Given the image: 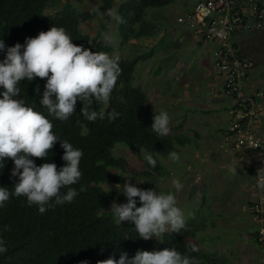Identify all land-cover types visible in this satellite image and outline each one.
Here are the masks:
<instances>
[{"label": "trees", "instance_id": "16d2710c", "mask_svg": "<svg viewBox=\"0 0 264 264\" xmlns=\"http://www.w3.org/2000/svg\"><path fill=\"white\" fill-rule=\"evenodd\" d=\"M51 1L0 0V38L4 40L6 46H12L17 42L23 44L26 37H34L40 31H47L50 27L56 26L64 28L74 44L82 45L93 52L111 55V48L100 38V34L107 28L106 24L101 26L95 37L85 34L81 25L98 13L109 12L113 8L114 0H100L99 6L91 12H81L72 2L66 0L62 9L54 15H49ZM174 1H122L115 11L116 17H119L120 46L157 37L161 29L153 21V16L149 15V9H161ZM255 1L261 3L260 0ZM238 34L240 33L233 35V45L237 50L236 56L243 66L245 64V76H248L254 66L241 52L236 39ZM152 54L151 49L131 60L118 59L121 73L110 102L108 105L95 106L97 111L105 112L106 116L94 122L87 121L81 115L80 101H77L76 112L66 121L47 117V113L39 104L46 78L37 77L31 82L22 81L18 85L20 94L16 98L24 100L29 107L43 112L53 125L52 131L61 140H67L75 148L82 150L83 156L79 164L82 175L80 181L71 186L78 193L71 203L53 205L41 214L36 205L28 206L24 197H11L4 207L0 208V238H3L8 249L5 254L0 255V264H81L82 261L97 264V261L105 260L109 256L118 259L121 251L132 257L137 250L152 251L164 248H175L181 253H186L195 259L196 264H231L230 259L224 254L199 249L197 246L198 252L191 251L193 239L197 238L199 231L206 229L203 219L187 218L180 232L162 234L159 243L154 245L150 239L145 241L137 238L133 224L127 221L117 224L108 209L116 196L113 191L106 189L108 184H119L125 177L133 176L132 184L135 186L155 190L159 174L165 175L168 172L161 159L170 160L171 151L177 152L180 156L176 144L186 147L192 141L191 137L182 133L169 132L165 137H158L150 128L153 115L156 113L151 108L148 94L137 82L135 75L137 64L150 58ZM2 58L3 54H0V59ZM37 85L40 88L39 93L34 91ZM221 93L230 100L238 101V95L227 93L222 83ZM248 95L254 99L255 93ZM241 101L240 99L237 105L229 109L233 111L244 109ZM112 111L119 113V116L110 121L107 113ZM227 132L228 127H225L224 134ZM198 136L195 134V137ZM117 144H124L137 155L151 153L157 161V166L152 168L146 164L143 170H130L129 163L124 157L112 155V150ZM198 145L196 144V147ZM228 146L236 151L232 143ZM50 152L52 154L49 153L46 161L33 157L35 163L40 165L44 162H54L59 169L64 164L61 159L63 149L59 141ZM239 155L242 156L241 153ZM13 166V162L5 158V166L0 172V187H7L9 191L18 183V177L11 175ZM114 170L120 172L115 173ZM81 187L83 191H80ZM66 191V188L61 189V192ZM168 192L174 193L176 197V192L172 189L160 193ZM135 199L137 206H140L139 198ZM258 224L250 240L264 246L259 234L261 226L259 220Z\"/></svg>", "mask_w": 264, "mask_h": 264}, {"label": "rangeland", "instance_id": "374dc122", "mask_svg": "<svg viewBox=\"0 0 264 264\" xmlns=\"http://www.w3.org/2000/svg\"><path fill=\"white\" fill-rule=\"evenodd\" d=\"M81 12H91L99 6L100 0H69ZM124 0H114L113 8L107 13H98L91 20L82 23L83 32L91 37L98 34L103 24L107 28L100 34L103 43L111 48V58L131 60L140 53L153 50V54L137 66L135 79L149 96V103L156 114L166 111L170 117V133H182L191 137L186 147L176 144L181 155L178 162L161 159L168 169L159 174L156 185L158 192L172 189L173 179H179L183 187L176 192L177 205L182 209L184 219L205 220V230L197 234L193 244L199 249L226 255L231 264H264V246L251 241L252 232L258 227V219L252 211L255 204H261L264 190L258 187L257 172L251 168V158L241 157L229 148L224 134L229 127L233 108L237 100L221 97L220 82L214 73L213 52L215 45H197L190 40L179 41L181 31L177 19L186 14L196 0H175L161 9H149V15L160 27L155 38L143 39L120 46L118 36L119 17L115 11ZM126 1V0H125ZM245 3L255 0H238ZM264 5V0H260ZM66 0H52L49 15H54L64 6ZM187 6V7H186ZM99 19V20H98ZM188 31V30H187ZM243 55L251 62L252 72L242 75L243 91L247 94L263 93L259 97L254 115L262 112L261 120L253 127L254 134L264 135V25L260 30L248 31L236 36ZM214 91V92H213ZM198 134V137H195ZM196 140V141H195ZM196 144H199L196 147ZM115 157H124L130 170H143L147 161L124 144L115 145ZM264 153L260 160L263 163ZM115 173L120 170H114ZM133 183V176H127ZM119 184H108L116 203H126ZM118 190V191H117ZM261 198H260V194ZM204 196V197H203ZM253 203L254 205H250ZM112 202L109 205L111 207ZM198 215L196 217V215ZM202 222V221H201ZM161 235L150 238L154 245Z\"/></svg>", "mask_w": 264, "mask_h": 264}, {"label": "clouds", "instance_id": "9594fccd", "mask_svg": "<svg viewBox=\"0 0 264 264\" xmlns=\"http://www.w3.org/2000/svg\"><path fill=\"white\" fill-rule=\"evenodd\" d=\"M0 172L5 166V158L13 162L11 175L18 177V183L12 191L0 187V208L11 197H24L28 206L36 205L43 214L53 205L71 203L78 195L72 185L81 178L79 168L83 156L82 150L75 148L67 140H61L53 131V125L47 117L66 121L75 112L77 101L82 107L81 115L89 122L104 119L106 113L97 111L95 106L108 105L117 78L121 73L118 58L105 53L93 52L82 45L73 43L64 28L52 26L40 31L34 37H26L24 43L6 46L0 38ZM46 78L42 97L39 101L43 112L29 107L24 100L17 99L20 94L18 85L22 81L31 82L35 78ZM40 92L39 85L34 89ZM119 113H107L111 121ZM158 137L170 132V117L166 111L153 115L150 126ZM59 141L63 149L61 159L64 164L57 169L54 162L35 163V158L45 161L50 150ZM52 154V153H51ZM169 158L178 162L177 152H169ZM147 164L155 168L156 159L151 153H145ZM258 187L264 190V172H257ZM172 185L179 192L183 185L179 179H173ZM66 188V192L61 189ZM121 190L126 203L112 202L110 211L117 224L129 222L137 238L145 241L169 232H180L185 226L182 209L177 205L175 194L160 193L153 189H142L125 178ZM80 191H83L81 187ZM110 191V190H109ZM136 197L140 206H137ZM3 238H0V255L7 252ZM192 252L199 249L191 246ZM81 264H87L82 261ZM97 264H196L195 259L175 248L160 250H137L129 257L121 251L119 258L97 261Z\"/></svg>", "mask_w": 264, "mask_h": 264}, {"label": "built area", "instance_id": "2783aa9c", "mask_svg": "<svg viewBox=\"0 0 264 264\" xmlns=\"http://www.w3.org/2000/svg\"><path fill=\"white\" fill-rule=\"evenodd\" d=\"M178 23L191 30L201 43L216 44L213 53L214 73L227 93H236L244 109L233 111L232 122L228 127L225 139L228 145L251 158V169L258 172L263 163L260 160L264 153V139L254 134L253 127L261 120L262 112L254 115V107L263 93L256 92L254 99L243 91L242 75L245 76V64L236 56L233 35L248 31L260 30L264 25V5L259 1L244 3L238 0H196L191 9L177 19ZM236 32V33H235ZM237 101V102H238ZM230 148V147H229ZM261 223L259 234L264 242V208L261 204L252 207Z\"/></svg>", "mask_w": 264, "mask_h": 264}, {"label": "crops", "instance_id": "0c3cea01", "mask_svg": "<svg viewBox=\"0 0 264 264\" xmlns=\"http://www.w3.org/2000/svg\"><path fill=\"white\" fill-rule=\"evenodd\" d=\"M194 4V3H193ZM193 6V5H192ZM191 6V7H192ZM187 7V6H186ZM191 7H187V9H186V13L191 9ZM96 18H98V16H96ZM99 20V19H98ZM180 27H181V31L182 32H184V33H187V35H181L180 36V39H179V41L181 40V41H184V40H190L192 43H195V44H197V45H208V44H204V43H200L199 42V40H198V38L195 36V34L191 31V30H189L185 25H183V24H181L180 23ZM188 30V31H187ZM215 45V47H216V44H214ZM215 50V49H214ZM214 53V52H213ZM214 57V56H213ZM213 60H214V58H213ZM219 80V79H218ZM219 82H220V80H219ZM214 92V91H213ZM218 93H219V95L222 97H226V95H224V94H222L221 93V82H220V90L218 91ZM262 139H264V135L262 136ZM242 157V156H241ZM263 157V159H264V155L262 156ZM257 172V171H256ZM264 172V171H263ZM257 175V174H256ZM256 178H257V176H256ZM261 195H262V193L259 195L260 196V198H261ZM263 196V198H264V194L262 195ZM262 199V198H261ZM262 201L264 202V199H262ZM259 225V224H258Z\"/></svg>", "mask_w": 264, "mask_h": 264}]
</instances>
